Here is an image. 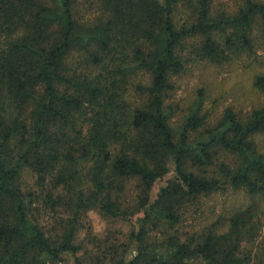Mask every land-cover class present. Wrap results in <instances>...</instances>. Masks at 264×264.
Listing matches in <instances>:
<instances>
[{"label":"trees","instance_id":"1","mask_svg":"<svg viewBox=\"0 0 264 264\" xmlns=\"http://www.w3.org/2000/svg\"><path fill=\"white\" fill-rule=\"evenodd\" d=\"M260 44L264 0H0V264H83L93 209L136 222L100 264H264V101L209 123L201 101L177 119L170 99L188 65L255 60ZM227 191L244 202L202 208Z\"/></svg>","mask_w":264,"mask_h":264},{"label":"rangeland","instance_id":"2","mask_svg":"<svg viewBox=\"0 0 264 264\" xmlns=\"http://www.w3.org/2000/svg\"><path fill=\"white\" fill-rule=\"evenodd\" d=\"M237 1L240 0H214V5L221 7L222 4H225L227 7H232ZM256 56V59L252 60L243 55L241 59L233 60L221 66L204 62L188 65L180 75L173 78L174 91H172L170 99L174 104L179 105L175 117L180 119L182 113H185L189 108L193 109L199 101L202 103L200 113L208 115L209 123H214L227 107L237 113H245L253 106L262 104L264 95L252 89V80L257 73H264V44H260ZM140 79L145 83L149 81L148 76L140 77ZM259 141L264 143V135L259 137ZM170 169L171 171L163 179L156 181L152 186L150 200L155 198L158 189L165 180L174 175L172 165ZM33 181L31 171L23 169L19 179L21 187L29 189L33 186ZM127 186V197L132 198L135 192V181L129 180ZM244 200L243 194H232L227 191L206 199L202 208L214 207L217 211L226 208L230 210L234 205L244 202ZM260 203L264 207V197ZM199 221L200 218L196 220L191 216L181 224V228L188 231L196 226ZM135 227V217L130 220H111L103 217L95 209L88 211L79 226L76 239L83 246V264H100L103 260L99 254L104 245L116 244L121 251L120 244L128 242L126 236ZM159 236L160 234L156 231L151 232L150 241H155ZM254 245L255 249L259 251L264 249V216H262L261 231L256 236ZM129 253L132 254V250H129ZM98 256L100 257L97 258Z\"/></svg>","mask_w":264,"mask_h":264}]
</instances>
